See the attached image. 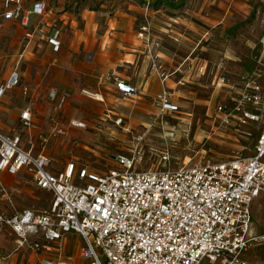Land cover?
Here are the masks:
<instances>
[{"label":"built area","instance_id":"2783aa9c","mask_svg":"<svg viewBox=\"0 0 264 264\" xmlns=\"http://www.w3.org/2000/svg\"><path fill=\"white\" fill-rule=\"evenodd\" d=\"M37 8L42 15L44 7ZM20 17L18 6L3 15L5 21ZM259 21L261 37L253 56L254 68L236 75V82L226 71L231 60L223 56L218 62V84L228 91L212 120L217 133L234 125H260L250 156L238 155L229 161L204 159L194 166L173 167L166 149L160 153L157 165L143 168L142 142L146 133H142L132 137L127 153L114 156L116 166L106 172H93L86 166L77 168L76 163L54 172L51 158L33 153L32 107L20 113L18 134L0 131V174L24 176L38 190L52 196L45 210L0 211V233L7 229L16 237L14 252L0 256V264H11L13 254L23 248L54 256L45 259L46 264H251L241 255L257 239L253 234L252 207L255 199L264 196V12ZM137 36L152 69L159 71L164 81L167 73L157 61L161 37L154 34L149 21L140 26ZM49 44L59 52L60 30L54 32ZM12 70L8 79L0 82V100L8 91L22 87L18 66ZM206 71L202 67L198 72L204 75ZM98 81L116 83L123 99L137 100L138 89L114 74L100 75ZM23 92L29 89L23 87ZM173 96L171 90L164 91L153 101L158 118L166 125V116L181 113ZM50 97L61 112L70 94L53 93ZM51 120L50 136L37 137L44 149L51 137L65 134L62 117L53 115ZM70 126L87 128L84 122L75 120L70 121ZM237 133L240 138L251 134L241 130ZM165 136L167 146L175 141L173 131ZM0 187L5 190L2 180ZM71 235L85 244L77 247L75 256L66 252Z\"/></svg>","mask_w":264,"mask_h":264},{"label":"crops","instance_id":"0c3cea01","mask_svg":"<svg viewBox=\"0 0 264 264\" xmlns=\"http://www.w3.org/2000/svg\"><path fill=\"white\" fill-rule=\"evenodd\" d=\"M149 1L144 0L141 4L135 0H19L11 4L7 0H1L0 29L11 23L29 29L30 32L26 36V46L15 64L21 73L22 87L15 89L18 90L21 103L14 109L20 112L17 114L8 110L5 105L4 99L15 91L11 90L0 100V115L19 117L23 110L32 107L34 119L45 116L46 113L57 110L58 103L50 96L62 92L70 94L62 111L70 106L73 97L78 98L79 92L94 97L107 109V102H112L117 97L122 98L116 83H99V76L107 74H114L136 87L139 93L137 100H130L132 108H143L150 113L158 110L153 101L164 91L171 90L174 102L181 107L190 103H204L207 110H210L208 107L219 94L226 98V90L218 84L217 76L212 78L211 86L199 84L200 89L196 90L187 87L186 83H189V78L199 82L202 75L198 71L202 67L219 72L218 62L223 56L231 60L226 67L231 76L249 71V63L244 66L235 64H241V57L238 48L234 46L239 43L250 48L252 55L255 54L256 35H259L257 42L261 37L259 20L264 12V0H161L170 5L168 8L161 5L157 9L152 7L156 0H151L148 10ZM15 6L21 8V17L5 21L4 13ZM37 7H44L42 15L37 13ZM146 21L151 23L154 34L162 39L157 61L167 73L168 78L164 81L159 71L152 69L150 57L137 36V26L139 28ZM59 22L61 24L58 26ZM56 30H60L59 52H54L49 44ZM36 33L38 37H35ZM35 38L46 41L51 52L59 56L54 60L55 64L52 63L48 68L54 75V85L43 90L41 83L37 86V91L33 90L31 83L24 81L25 75L20 69V62L25 54L32 52V44L37 40ZM203 41H209V46L202 45ZM218 43L221 44L216 47ZM170 45L180 50L188 47V52L184 56L179 55L177 51L169 48ZM88 55L91 56L89 60ZM201 55L204 56L202 59L199 58ZM23 87H27L29 92L24 93ZM211 87L212 93L205 92ZM201 92H205L208 97H200ZM41 105L44 106L41 108ZM106 112L111 113V110ZM34 128L35 141L39 136L36 134V123ZM86 129L82 130L87 131ZM0 131L16 135L20 131V123L16 134L1 125ZM7 177L9 176L6 173L0 174L1 180ZM11 179L16 180V184L22 183L17 178Z\"/></svg>","mask_w":264,"mask_h":264},{"label":"rangeland","instance_id":"374dc122","mask_svg":"<svg viewBox=\"0 0 264 264\" xmlns=\"http://www.w3.org/2000/svg\"><path fill=\"white\" fill-rule=\"evenodd\" d=\"M135 1L144 3V0ZM60 24V22L57 23L58 26ZM139 28L137 26V30ZM28 32H30L29 29L11 23L0 29V81L4 80L16 66L15 64L26 46ZM35 37H38V33ZM258 37L259 35H256L255 43H257ZM35 39L37 40L32 44L34 45L32 52L25 54V58L20 62V69L25 75L24 81L28 84L31 83L33 90L37 91L39 89L37 86L41 83L44 86L43 90L47 86L51 88L54 85V75L48 68L52 63L55 64L54 60L59 56L51 52L46 41ZM209 43V41H203L202 45L209 46ZM220 44L218 43L216 47ZM169 48L182 56L188 52V47L180 50L170 45ZM234 48H238L241 57V64H235L244 66L249 63V71L252 70L254 68L252 50L239 43H236ZM90 57L88 55V60ZM203 57L201 55L199 58L202 59ZM247 72H240L237 75ZM216 76V80H218L221 71L216 72L214 69H207L199 82L189 78V83H186V86L192 90L200 89L199 84L211 86L212 78ZM232 76L231 80L239 82L238 76ZM57 79L61 80L59 77ZM212 91V87L209 91L205 90L208 94ZM205 92H201L199 96L207 98L208 95ZM19 96L18 90H15L4 99L8 110L17 114L20 111H16L14 108L21 103ZM77 96L78 98L73 97L75 101L73 100L65 111H52L49 113L50 115L46 113L45 116H37L34 119L37 127L36 134L47 137L52 132L51 118L53 115L62 116V130L65 131V134L58 135V138L51 137L45 149L41 147L38 139L33 142L34 154L43 153L44 156L53 159L51 170L54 172L63 171L64 167L71 162L76 163L77 168L86 166L93 172H106L116 166L113 156L127 153L132 147V137L142 133H146L145 140L142 142L143 168L149 167L151 164L157 165L160 160V153L166 149L169 151L173 167H182L185 164L194 166L203 162L204 159L229 161L238 155L250 156L257 144L258 131L261 127L258 124L240 128L234 125L233 128L223 133H217V126L212 123L216 117L215 109L220 103L226 101V98L220 94L214 98L208 107L210 110H207L206 106L204 107V103H190L183 107L178 104L181 113L166 116L164 122L166 121L167 125L161 123L157 116L158 110L155 113H150L143 108L133 109L130 101L120 97L112 102H107L108 107L104 109L94 97L82 92L77 93ZM42 106L44 105H41V108ZM106 110H111V113H107ZM72 120L84 122L87 131L71 127L70 121ZM118 120H122L119 126L116 125ZM0 125L16 134L19 129V117L17 115L15 118L0 115ZM34 129L32 130L33 133H35ZM237 130L251 134L240 138ZM171 131L175 134V141L169 142L167 146L164 140L165 134L171 133ZM110 136L114 140H111ZM26 146L28 147V144ZM242 148H244L243 151H241ZM21 177L17 178L22 182L21 184H16V180L11 179V177L2 179L5 190L0 187V211L10 212L26 208L45 210L48 208L52 198L51 194L38 190L29 179ZM252 214L253 234L257 239L253 241L247 251L242 253L241 257L251 264H264V197L254 200ZM67 240L66 252L72 256L77 254V247L85 245L78 236H68ZM41 243L44 242L41 241ZM15 245L16 237L9 230L4 229L0 233V256L14 252ZM13 257V264H46L45 259L54 258L51 254L45 256L43 252H32L28 248L15 252ZM204 264L208 263L205 262Z\"/></svg>","mask_w":264,"mask_h":264},{"label":"trees","instance_id":"16d2710c","mask_svg":"<svg viewBox=\"0 0 264 264\" xmlns=\"http://www.w3.org/2000/svg\"><path fill=\"white\" fill-rule=\"evenodd\" d=\"M161 5H164L165 7L168 8L170 4H164V2L161 1V0H156V1H154L152 3V7L156 8V9L159 8V7H161Z\"/></svg>","mask_w":264,"mask_h":264}]
</instances>
